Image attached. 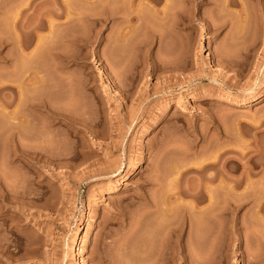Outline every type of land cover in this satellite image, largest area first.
Listing matches in <instances>:
<instances>
[{"label":"rangeland","instance_id":"1","mask_svg":"<svg viewBox=\"0 0 264 264\" xmlns=\"http://www.w3.org/2000/svg\"><path fill=\"white\" fill-rule=\"evenodd\" d=\"M63 11L83 20L51 29ZM33 29L46 46L31 103H47L22 109L17 141L52 164L21 155L13 170L0 128V264H165L168 224L178 262L264 264V102L234 104L264 92V0H0L2 67Z\"/></svg>","mask_w":264,"mask_h":264},{"label":"bare ground","instance_id":"2","mask_svg":"<svg viewBox=\"0 0 264 264\" xmlns=\"http://www.w3.org/2000/svg\"><path fill=\"white\" fill-rule=\"evenodd\" d=\"M118 2L120 1V0H117ZM80 3V2H79ZM123 3V2H122ZM121 4V3H120ZM118 6H120V8H121V5H118ZM111 8V7H110ZM78 9H79V7H78ZM114 9H116V8H114ZM113 11V10H112ZM116 11V10H115ZM114 11V12H115ZM118 11H120V9H118ZM64 12L65 11H63V13H61V14H63V15H60L61 17H65L66 18V20L65 21H62V22H60V23H57L56 21H52V20H48V25H49V27L52 29L53 27H56V26H58L59 27V25L61 24V27H64V26H62L66 21H68V20H70L69 18H71V19H74V20H70L71 22H73V23H75L77 26H79L78 24L80 23V21H81V18H82V15H81V13L79 14V12L77 13V15H75L76 13H73L75 16H73V18L72 17H69V13L68 12H66V13H68V14H64ZM122 12V11H121ZM120 13V12H119ZM116 14V13H115ZM118 14V13H117ZM121 14V13H120ZM59 15V14H58ZM79 15H81V16H79ZM120 17H122V16H120ZM42 19H40V21H41ZM82 20H83V18H82ZM83 22V21H82ZM57 23V24H56ZM78 23V24H77ZM68 24L69 23H67V25L66 26H68ZM72 24V23H71ZM30 25V24H29ZM36 25V24H35ZM39 27H41V24L39 23ZM43 25H44V21H43ZM74 25V24H73ZM26 27V26H25ZM34 27V26H33ZM38 27V26H37ZM26 29V28H25ZM31 29V28H30ZM27 30H29V29H27ZM37 30L38 29H33L32 31H30V32H26L28 35H29V37H28V39L27 38H24V37H26V34H25V36H23V38L21 37V36H19L18 38H17V47H18V49L19 50H17L19 53H21V56L19 57V59H20V62H21V64H20V62H19V67L17 68V63H18V59L16 60H14L13 59V62H11V63H8V62H4V67H2V65H0L2 68H3V70H1L0 71V121L3 123V128L2 127H0L1 128V135H3L4 137H7L8 138V140H9V144L11 145H9L10 147H11V150L9 149V147H8V150H10L9 152H10V164H11V168L13 169V170H15V167H17L16 165H15V161H16V158L17 157H22L21 155H23V156H29V157H31V160H32V162H33V164L34 165H38L39 167L40 166H42L43 164H41V163H44V165H46V164H52V162L50 161L49 162V160L48 159H45V160H43L42 158H41V154H42V152H40V150L39 151H37L36 149H32V150H35L34 151V155H30V153H28V151L27 150H25L26 148L25 147H27V146H20L19 144V142L21 141L18 137L19 136H21L22 137V134H21V131H24V130H22V129H24V127L26 128V127H29V128H31L30 127V125H31V123H32V121L30 120L31 118H30V113L28 114L27 112L29 111L28 109L29 108H27V107H29V106H31V105H33L32 103H31V96L35 93H37V91H35V89L37 88L38 89V86H37V84H38V75H37V69H36V67L34 66V65H36L35 63H34V60L35 59H37L36 57V53H38V52H36V50L37 49H39L40 48V50L44 47V46H46V41H45V38H46V36L45 37H40L39 36V33L37 32ZM31 32H33V35H32V33ZM30 33V34H29ZM18 34H19V31H18ZM23 34V33H22ZM30 35H31V38H32V36H34L33 37V39H35V37H36V45L34 46V48H32L31 50L29 49V48H31V44H32V41H33V39H32V41H31V39H30ZM72 37V36H71ZM70 38V37H69ZM68 39V37L66 36V40ZM74 39H77V36H75L74 37ZM73 40V39H72ZM1 41H2V39H1ZM0 41V42H1ZM5 42V41H4ZM33 43H34V41H33ZM17 47H16V43H15V48L17 49ZM39 47V48H38ZM46 48V47H45ZM39 50V51H40ZM46 50H47V48H46ZM44 52L45 51V49L43 48V50H41L40 52ZM39 52V53H40ZM45 53V52H44ZM43 53V54H44ZM39 55V54H38ZM24 61V64H22L23 63V61ZM209 59H211V56H209ZM12 61V60H11ZM14 61H16V63L14 62ZM23 65H24V68H22L23 67ZM0 67V68H1ZM18 69L20 70V72L21 71H23V72H21V75L19 74V71H18ZM22 69V70H21ZM39 71V70H38ZM41 73V72H40ZM41 75V74H40ZM44 75L45 74H43V77H41V79H40V81L42 80V79H44ZM40 78V77H39ZM45 80V79H44ZM40 84H42V83H40ZM44 84H45V81H44ZM37 86V87H36ZM39 86H41V85H39ZM42 86H43V84H42ZM114 88H115V91H114V93L116 94V95H119V96H121L122 95V93H121V91L119 90L120 88H118V86H117V84H114ZM36 89V90H37ZM114 94V95H115ZM173 96V94H171L170 95V97H172ZM33 99V98H32ZM33 102H34V100H33ZM262 102H264V92H262V93H260L259 95H257L256 97H253V98H251V99H244V100H241V101H234V104L235 105H238V106H243V107H252V106H255V105H257V104H260V103H262ZM43 103V104H42ZM47 103V102H46ZM46 103H45V101H42L41 103H38L37 104V101H36V104H34V105H41V106H45L46 105ZM33 105V106H34ZM184 105H183V103H182V101H179L178 102V106L176 107V108H182ZM23 108H27V109H25V110H27V112L25 111V110H22ZM45 109H46V106H45ZM53 115H55L56 117L55 118H65L66 119V117H64V115L63 114H58V113H53ZM54 117V116H53ZM68 118V117H67ZM67 120V119H66ZM69 122L70 123H74V124H78V122H76V120H74V119H72V118H70L69 119ZM5 123V124H4ZM160 123H161V120H160V118L159 119H156L149 127H148V131H147V133L146 134H150V133H152V132H154L158 127H159V125H160ZM2 126V125H1ZM23 127V128H22ZM27 129V128H26ZM25 129V130H26ZM29 130V129H28ZM78 130H80V129H78ZM27 131V130H26ZM25 134V133H24ZM19 142H18V141ZM22 142V141H21ZM8 143V142H7ZM21 144H23V143H21ZM24 145V144H23ZM25 148V149H24ZM27 156V157H28ZM2 160V159H1ZM142 170H143V165H142V163H140L139 165H137V168H136V170H129V169H126V170H124V171H122V173H123V178H127V177H129V176H131V175H136V174H140V172H142ZM12 171V170H11ZM177 172H178V170H176ZM13 173V172H12ZM15 173V172H14ZM174 173H175V171H174ZM173 173V174H174ZM176 174V173H175ZM14 175V174H13ZM15 175H16V173H15ZM15 175L13 176L14 178H15V180L17 179L16 177H15ZM172 175V174H171ZM17 176V175H16ZM176 176V175H175ZM177 180V178H174L173 179V181L172 182H170V184L171 183H173L174 182V180ZM1 182H2V180H1ZM13 182V181H12ZM175 183V182H174ZM16 185H17V183H16ZM237 185H239V184H237ZM8 186V185H7ZM3 187V186H2ZM9 187V186H8ZM229 187V186H228ZM239 187V186H238ZM230 188V187H229ZM235 188V187H234ZM14 189V188H13ZM16 189V188H15ZM208 189V188H207ZM211 189V188H210ZM8 190V189H7ZM12 190V189H11ZM190 190H192V189H190ZM234 191H235V189H234ZM187 192H189V191H187ZM193 192H195L194 190H193ZM200 192H202V191H200ZM233 192V191H232ZM231 192V193H232ZM3 193V191H2V188L0 189V199H1V196L3 195L2 194ZM7 193L9 194V192L7 191ZM10 194H12V193H10ZM16 194H17V192H16ZM186 194V193H185ZM189 194L190 195H194L193 193L191 194L190 192H189ZM188 194V195H189ZM201 194V195H200ZM212 194H214V193H212ZM233 194V193H232ZM235 194V193H234ZM236 195V194H235ZM238 195V194H237ZM195 196H197L196 198L198 199H203V198H207V199H209L210 201L212 200V196L213 195H211V191H203L202 193H199V191H197V193L195 194ZM221 197H222V194L220 195ZM7 197V196H6ZM191 197V196H190ZM216 197V196H215ZM214 197V198H215ZM192 198H194V196L192 197ZM213 198V199H214ZM6 199V198H5ZM235 197H234V201H235ZM238 199V198H237ZM236 199V200H237ZM215 200V199H214ZM190 201V200H189ZM228 201V200H227ZM196 202H198V201H195L194 203H196ZM238 202H239V200H238ZM192 203H193V201H192ZM193 203V205H192V207L195 209V204ZM201 203V202H200ZM189 204V203H188ZM228 204V203H227ZM223 205H224V202H223ZM222 205V206H223ZM235 205V204H234ZM233 205V206H234ZM190 206V205H189ZM221 206V207H222ZM227 206V205H226ZM236 206V205H235ZM219 208H220V206H219ZM197 209V208H196ZM223 209H225L226 210V208H223ZM228 209V208H227ZM166 210V209H165ZM224 211V210H223ZM166 212L168 213V212H171L170 211V207L168 208L167 207V210H166ZM192 212V211H191ZM225 212V211H224ZM195 213H197V212H195ZM207 213V212H206ZM206 213L205 214H203L205 217H206ZM170 214V213H169ZM208 214V213H207ZM165 215V214H164ZM201 216H203L202 215V212H201V214H200ZM221 215V214H220ZM166 216V215H165ZM168 216V215H167ZM209 216V215H208ZM222 216V215H221ZM204 217V218H205ZM83 220H85V219H87V213H85L84 215H83V218H82ZM169 219H170V217H169ZM165 221V220H164ZM170 222H172V220H170ZM169 222V223H170ZM174 222V221H173ZM168 223V222H167ZM166 223V224H167ZM163 225V227L162 228H164L165 227V229L167 228V226H166V224L165 223H162ZM171 224V223H170ZM157 225H159V223L157 224ZM165 225V226H164ZM179 225V224H178ZM207 225H209L208 223H207ZM206 225V226H207ZM172 225H169L168 224V235H169V237H167L168 239H164V238H159L160 239V241L158 240V244H159V242H160V246L161 245H163V247H162V249H161V253L166 257V256H171L170 258L169 257H167V258H165V264H196V263H198V264H201V262H198V260L196 259H192V257L191 258H189L188 257V254H187V257L189 258V259H191V260H189V259H181V260H183V261H180V262H178V260L176 259V257L177 256H180V254L181 253H183V252H185V250H186V248H185V246H183L182 245V241H183V239H182V232H181V230H179V231H177L176 229H174V228H172V227H174V226H172ZM177 226V225H176ZM209 227V226H208ZM158 229H159V227H157ZM93 229H94V226H91L90 227V229L88 230V235H87V237H86V239H85V241L88 243V241L90 240V235H91V233H92V231H93ZM156 231V230H155ZM163 232V230L162 229H160V231L159 232ZM208 231V230H207ZM156 233H157V231H156ZM158 234V233H157ZM162 234H164V233H162ZM166 234H167V232H166ZM207 234H208V232H207ZM153 235H155V234H153ZM152 235V236H153ZM157 237V236H156ZM203 238L205 237V234L202 236ZM201 237V238H202ZM154 238H155V236H154ZM166 238V237H165ZM206 238V237H205ZM207 239H208V236H207ZM83 240H84V237H83V234H82V232H80L79 230H78V232H77V234H76V237H75V240H74V245H73V247H72V251L73 252H75L77 255H79V258H80V254H81V247H80V245H81V243L83 242ZM204 240V239H203ZM200 241V240H199ZM202 241V240H201ZM204 241H206V239L204 240ZM203 241V242H204ZM157 243V242H156ZM198 243H200V242H198ZM207 241L204 243L205 244V248L206 249H208V246H207ZM187 244H189V243H187ZM196 244V243H195ZM210 244V243H209ZM189 246H190V244H189ZM194 246V245H193ZM204 248V249H205ZM211 248V247H210ZM204 251V250H203ZM159 252H160V250H159ZM158 252V253H159ZM155 253H156V251H155ZM154 253V254H155ZM159 255H161L160 253H159ZM162 256V255H161ZM153 258V257H152ZM157 258H159V256L157 257ZM164 258V257H163ZM184 258V257H183ZM162 259V258H161ZM153 260L155 261V259L153 258ZM156 261L157 262H160V261H158V259H156ZM155 261V262H156ZM202 261V260H201ZM203 262V261H202ZM204 263V262H203Z\"/></svg>","mask_w":264,"mask_h":264}]
</instances>
